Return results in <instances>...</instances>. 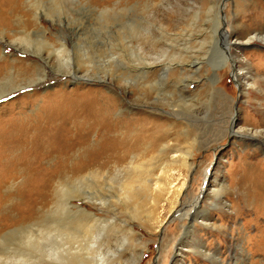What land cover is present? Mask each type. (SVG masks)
Returning a JSON list of instances; mask_svg holds the SVG:
<instances>
[{
	"label": "rangeland",
	"instance_id": "rangeland-1",
	"mask_svg": "<svg viewBox=\"0 0 264 264\" xmlns=\"http://www.w3.org/2000/svg\"><path fill=\"white\" fill-rule=\"evenodd\" d=\"M147 1L101 0L94 4L101 9L104 6L124 8L127 15L134 17L146 9ZM152 2L150 9L155 12V22L163 24L170 34L167 42L153 47L138 39L130 42L142 47L143 56L151 61L167 63L163 69L155 67L149 71L148 80H158V83L152 82L153 88L150 84L141 87L142 75L135 77L134 74L130 80L123 81L112 74L107 77L109 83L104 78L79 87L75 81L61 86L52 79L48 87H39L36 96L59 88L66 92L100 90L115 100L109 115V121L117 125L111 132L113 136H123L126 128H130L128 132L137 130L143 120L149 126L161 127L166 136L163 145L153 149L151 143L145 141L134 150L108 153L104 150L107 135L99 118L92 127L86 124L84 145L88 149L81 169L58 165L62 156L63 160L66 157L67 164L74 166L80 147L64 155L58 154L60 152L43 155L19 175L8 174L6 167L4 176L9 184L0 189V233L37 219H43L37 223L41 226L49 224L56 216H68L65 202L70 199L71 204H82L79 199L69 198L82 191L112 201L113 205L109 206L94 201L83 206L108 220L110 230L105 229L104 237H108L109 242L104 252L110 256L116 251L115 255L112 253L114 264H129L133 254L140 251L137 264H155L157 257V264H264L261 255L264 253V203L257 207V201L248 191L252 183L250 177L258 184L264 182V0ZM36 6L68 16L71 24L81 25L88 35L101 34L102 58L110 52L121 58L128 53L124 44L114 39V34L103 29L106 15L99 14L93 5L42 0ZM42 22L48 24L43 18ZM109 22L120 24L114 18ZM215 23L217 28H214ZM222 31L229 34L232 41L236 36L246 38L258 34L250 43L230 47L240 61L238 82L232 76L230 63L226 62V36H221ZM11 49L6 46L4 56H10ZM24 53L31 57L29 52L18 55L27 56ZM132 58L140 62L139 57ZM179 58L181 64L176 62ZM220 58L226 60L213 69L214 62ZM195 60L199 62L197 68L191 65ZM111 65L114 71L120 67L119 63ZM92 68L96 70L95 66ZM19 98L12 93L0 99V111L8 110ZM48 104L39 98L27 107L26 113H37L42 105ZM1 114V120L10 116L7 112ZM237 130L242 135L232 133ZM165 143L170 149L160 152ZM186 151L190 152L189 167L181 166L179 160L176 165L170 164L171 159H177ZM134 154L141 158L138 161L147 164L144 169L150 172V177L163 174L170 185L162 189L148 185L138 191L135 200L124 199L121 203L114 197L118 194L115 182L103 180L101 174L108 172L113 177L115 166L127 164ZM93 170L100 173L96 178L88 177L77 190L63 188L60 198L55 194L56 186L62 184L64 178ZM175 211L178 214L174 216ZM25 242L13 236L6 244L22 249ZM201 251L214 257L203 256Z\"/></svg>",
	"mask_w": 264,
	"mask_h": 264
},
{
	"label": "bare ground",
	"instance_id": "bare-ground-1",
	"mask_svg": "<svg viewBox=\"0 0 264 264\" xmlns=\"http://www.w3.org/2000/svg\"><path fill=\"white\" fill-rule=\"evenodd\" d=\"M39 1L42 0H0V99L12 93L20 97L10 104L12 106L8 110L6 108V111H0V115H3L1 114L3 112L10 115L7 119H0V189L9 184V179L7 180V177L4 176L6 171H10L8 174L13 175L24 173L32 162L47 154L60 152L58 154L64 155L68 150L80 147L81 153L74 166L67 164L66 157L63 160L62 156H60L58 165L62 168L81 169L88 149V146L84 145L88 130L86 124L92 127L94 123L99 122V118L103 132L107 135L104 138L106 141L104 150H107L108 153L119 154L120 150H134L145 141L151 143L154 149L163 145L166 137L165 133L163 134L164 131L159 129L161 127L149 126L143 120L139 123L140 126L137 130L128 132L130 128H126L123 136H113L111 132L117 125L109 121V115L115 106V100L100 90L66 92L59 88L36 96L39 93V87H48V81L52 79L57 80L61 86L75 81V85L79 87L92 83L94 80L100 82L99 80L104 78L107 83L112 74L118 80L123 81L130 80L134 74L135 77L142 75L144 79L140 82L141 87L150 84L153 88L152 82L158 83V80H148L149 71L155 67L163 69L168 65L165 61L160 63L161 60L152 59L151 61L147 56H143L145 53H142V47L134 46L130 42L132 39H138L152 47L158 43L167 42L170 34L165 30L163 24L155 22V12L150 9L153 5L152 0L144 3L146 9L136 13L134 17L127 15L124 8L118 10L115 6H104L101 9L100 5L94 4L101 0H48L53 3L74 1L93 5L99 14L106 15L105 20L107 21L103 22V29L114 34V39L124 44L125 51L128 52L124 58L113 52L102 58L101 34L88 35L87 31V33L83 32L84 28L81 25L71 24L68 16H63L60 12L39 9L36 6ZM42 18L47 20L48 24L43 23ZM65 18L66 20H64ZM113 18L120 24L111 25L109 20ZM217 26L215 23L214 28ZM52 28L54 31L51 30ZM222 32L221 36H226L224 43L228 59H216L213 69L226 60L232 68L233 78L238 82L241 75L240 61L232 53L230 47L238 43H250L257 38L258 34L246 38L236 36L232 41L229 34H226L225 31ZM6 46L12 48L11 55H6L7 57L4 56ZM17 52H29L33 58L28 57L26 53L24 54L27 56L18 55ZM131 56L139 57L140 62L134 61ZM176 62L181 64L180 58ZM113 63L120 65L115 71L111 65ZM191 65L197 68L199 62L195 60ZM93 66L96 70H93ZM180 79L182 80L181 77ZM23 88L30 89L22 90ZM39 98L49 104L42 105L37 113H26L27 107L32 106ZM123 125L128 124L123 123ZM232 133L236 136L242 135L238 130L232 131ZM162 147L160 152L169 148L167 144ZM189 157V151L183 152V155L181 154L177 159H171L170 164H175L179 160L181 161L180 165L187 168L190 166ZM139 159L134 154L127 164L115 166L111 175L113 177H110L108 172L103 171L104 174H101V177H104L103 180L112 179L115 182L118 194H115L114 197L121 203L124 199L133 198L135 200L138 191L148 185L155 189H162L165 185H170L167 177L163 174L155 176V178L150 177L151 174H148L150 172L144 169L147 164L144 161H138ZM168 169L166 170L168 171ZM99 174V171L93 170L78 176H69L70 179L66 177L62 184L59 183L56 186L55 194L60 198L59 192L63 188L73 187L77 190V186L81 185L88 177L96 178ZM9 176L8 178H10ZM241 179L245 180V178ZM250 179L252 183L248 191L257 201L256 206L259 207L264 203V182L261 181L258 184L253 180L254 177H250ZM71 197L79 199L83 203L74 205L68 199L65 202L69 209L68 216H56L52 222L41 226L38 224L43 219H37L27 225L0 233V264H114L112 253L115 255L116 251L114 250L115 252H112L110 256L104 252V247L109 242L108 237H104L105 229L110 230L107 224L108 220L95 215L92 210L83 206L93 203V201L95 204L109 206L113 205L112 201L109 198L104 200L101 195L97 196L82 191L75 192L69 198ZM177 214L178 211L173 213L174 216ZM13 236L25 239L26 242L23 245L25 247L15 249L6 244ZM241 252L244 250L241 249ZM201 253L203 256L210 254L204 251ZM141 254V251L136 255L133 254L129 264H137ZM210 255L214 257V254ZM261 255L264 256V253ZM157 261L158 257L154 263L157 264Z\"/></svg>",
	"mask_w": 264,
	"mask_h": 264
}]
</instances>
